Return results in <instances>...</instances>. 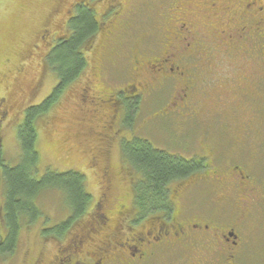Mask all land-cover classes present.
Wrapping results in <instances>:
<instances>
[{
    "label": "flooded vegetation",
    "instance_id": "obj_1",
    "mask_svg": "<svg viewBox=\"0 0 264 264\" xmlns=\"http://www.w3.org/2000/svg\"><path fill=\"white\" fill-rule=\"evenodd\" d=\"M100 1L106 4L104 16L112 13L115 17L114 22L102 28L103 37L114 35L113 31L121 25L116 20L123 13L122 4L120 0ZM89 2L78 0L75 5L93 11ZM228 2L232 5L228 6ZM206 4L209 9L220 5L221 29L216 30L211 21L207 22L204 11L197 13L196 9ZM75 5L63 23L65 27L73 17ZM170 7V27L166 30L170 37L161 42L165 46L158 54L135 58L131 53L126 84L106 86L105 90L107 67L99 64L102 58L98 59L92 72L94 82L91 87L85 86L80 101L91 114L103 110L98 116L105 119L96 134L100 151L97 148L95 157L90 159L94 168L101 159L107 160L105 156L116 139L120 149L122 137L115 123L122 112L121 97L137 104L145 97L158 102L166 86L172 87L159 112L163 116L174 115L192 127L196 150L185 159L193 162V170L183 180L170 184L167 207L162 211L137 218L132 202L127 222L123 221L125 226L120 224L127 228L121 233L123 241L114 242L112 255L100 258L98 264H158L160 257L169 254L172 264H236V253L230 250L238 248L241 237L232 223L221 224V217L215 214L219 212L216 202L225 201V206L240 208L244 197L264 194V164L258 163L255 149L247 150L248 144L259 146L263 137L258 127L259 115L264 112V8L258 0H170ZM230 10L231 17L227 19ZM198 15L203 23L196 21ZM93 21L97 33L101 23L96 14ZM225 27L230 32H224ZM214 46L222 51V59L212 55ZM6 118L0 109V129ZM98 172L97 203L102 205V219L107 220L105 213L111 210L105 198L112 174L109 168ZM191 190L206 198L196 209L188 208L183 201ZM231 196H237V200ZM257 203L263 205L264 199ZM108 222L102 224L106 226ZM130 243L134 245L132 249ZM226 244L229 251L223 253L227 251L223 249Z\"/></svg>",
    "mask_w": 264,
    "mask_h": 264
},
{
    "label": "rangeland",
    "instance_id": "obj_2",
    "mask_svg": "<svg viewBox=\"0 0 264 264\" xmlns=\"http://www.w3.org/2000/svg\"><path fill=\"white\" fill-rule=\"evenodd\" d=\"M76 1L78 0H0V101L5 99L10 109V114L3 120L0 129V149L2 159L8 163L12 164L18 158L19 147L16 133L17 126L22 121L20 109L24 106V102L28 96L32 95L33 99H30L27 104L34 102L38 104L55 86L56 78L51 71L47 70L41 56L52 45L53 38L67 33L63 23ZM258 1L264 8V0ZM89 3L101 25L87 49L88 66L73 84L65 88L57 104L49 109L45 117L43 116L46 119L37 130L36 150L39 153L38 166L41 172L67 170V168L75 171L77 170L75 168H79L85 172L86 187L93 197L92 202L95 203L100 194L98 188L100 180L86 164L89 158L95 157L98 142L96 134L101 126L97 115H100L103 110L96 115L91 114L88 112V106H83L84 101H80L85 86L91 87V83L94 82L91 66L96 65L98 59L100 61L102 58L99 64L107 67L104 73L105 81H107L103 84L104 90L108 89L106 86H124L128 78V62H131V53L135 58L142 54L155 57L161 47L165 46V43L161 44V42L165 37H170L166 30L168 31L170 27L167 26V21H169L168 11L171 7L170 0H120L123 13L116 22H120L121 25L113 31L114 35L103 37L102 28L114 22L115 17L112 13L104 16L106 4L102 1L90 0ZM231 5L232 3L228 2V6ZM196 11L197 13L204 11L203 15L207 17V22L211 21L216 30L222 28L219 19L221 15L218 14L221 11L220 5L209 9V4H206ZM197 17L196 21L199 24L203 23V18H199V15ZM229 17H231V10L226 15L227 19ZM222 30L230 32L226 27ZM214 48L212 55L222 59V51L216 50L215 46ZM13 72L16 74L14 75ZM13 75L14 78L20 76L16 84L12 82ZM10 85H16L18 90L16 88V92L10 91L9 94ZM101 88L99 86V93L102 91ZM171 88L166 86L161 94L163 101L160 99L155 102L154 98L145 97L139 104V108L132 113L134 117L131 125L118 123L115 128L120 131L122 138L129 139L137 136L147 139L155 148L188 157L196 150L192 127L187 122L178 121L174 115L163 116L159 112L161 104L166 102L169 94L172 93ZM259 119L258 130L263 136L262 141L258 143L259 146L253 143L250 147L248 144L247 150L255 149L258 163L264 164V116L259 115ZM177 139L181 141V144L175 142ZM116 141L109 149V154L105 156L107 160L105 161V158L100 160L102 166L97 169V172L102 168L110 169L113 185L111 197L118 199V202L122 200L124 204L130 206L133 199L132 184L128 181V177L126 180L124 176L118 174L124 164L120 163ZM253 195L244 197V200L240 201L243 205L238 206L240 208L225 206V201L219 198L221 202H216V209L219 212L215 214L221 217V224L231 225L232 223L241 237L238 248L230 250L236 253V264H264V204L257 203L259 199H264V194L257 192ZM230 198L237 200V196ZM205 199L191 190L183 201H186L188 208L196 209ZM252 200L255 203H252ZM0 202H3L2 187H0ZM38 205L43 212L41 219H48L51 222L60 220L63 212L68 210L62 201L61 194H53L50 191L41 195ZM202 206L206 207V205ZM126 219L127 217L125 221ZM38 227V224L34 223L21 228L16 251L8 260L1 258L0 264H37L39 262L51 264L57 255L56 243L46 242L40 238ZM223 249L227 250H222L223 253L228 252L229 246L226 244ZM158 261V264L173 263L170 254L168 257H160Z\"/></svg>",
    "mask_w": 264,
    "mask_h": 264
},
{
    "label": "trees",
    "instance_id": "obj_3",
    "mask_svg": "<svg viewBox=\"0 0 264 264\" xmlns=\"http://www.w3.org/2000/svg\"><path fill=\"white\" fill-rule=\"evenodd\" d=\"M94 15L92 10L75 5L73 17L65 27L67 33L53 38L52 45L41 56L47 70L56 78L55 86L38 104L35 102L27 104L33 99L32 95L28 96L20 109L22 121L17 126L19 154L16 162L11 164L3 160L0 149V187L3 197V202H0V259L3 258L2 260H8L16 251L21 228L34 223L39 226L40 238L46 242L56 243L57 255L51 264H98L103 257L112 255L114 242L123 241L124 235L121 233L127 228L120 224L125 226L123 221L130 212V206L124 204L122 200L118 202V199L111 197L112 176L110 191L105 198L106 205L110 206L111 211L105 213L109 220H104L101 216L103 212L100 209L101 203H97L98 198L95 203L92 202L93 197L86 187L85 172L79 168H75L79 171L67 168V170L41 172L38 166L39 153L36 150L38 127L46 119L44 115L57 104L65 88L73 84L88 66L86 53L96 33ZM95 68L91 66V73ZM262 71L264 92V63ZM18 77L20 76L12 79L13 84H16ZM10 86V88L6 86L9 88V94L10 91L14 93L18 90L16 85ZM121 98L122 112L115 123L116 127L118 123L131 125L134 117L132 113L139 108L135 100ZM9 99L11 101V98ZM2 100L1 114L8 116L10 109L5 99ZM263 104L264 99H262ZM262 109L264 110V105ZM262 115L264 116V112ZM97 119L101 124L105 120L99 116ZM175 142L180 143L178 139ZM100 146L101 144L97 142L95 150L98 148L100 151ZM119 151L124 166L119 169L118 174L125 179L130 175L128 181L132 182V202L137 209V218L165 209L170 184L176 180H183L193 170V162L186 160L185 155L180 154L182 156L180 157L170 154L166 150L155 148L147 139L137 136L129 139L123 137ZM90 159L86 164L88 169L98 174L97 169L102 166V162H97V166L92 168L93 163ZM131 173L134 176H131ZM49 191L53 194H61L62 201L68 209L63 212L60 220L54 222L41 219L43 212L38 205L41 195ZM107 221L109 222L106 226L102 224ZM129 247L132 249L134 245L130 243Z\"/></svg>",
    "mask_w": 264,
    "mask_h": 264
}]
</instances>
